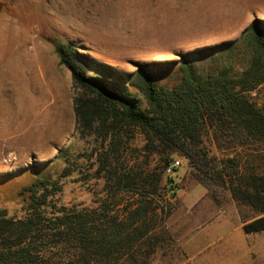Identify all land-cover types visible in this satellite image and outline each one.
I'll return each instance as SVG.
<instances>
[{"label": "rangeland", "instance_id": "374dc122", "mask_svg": "<svg viewBox=\"0 0 264 264\" xmlns=\"http://www.w3.org/2000/svg\"><path fill=\"white\" fill-rule=\"evenodd\" d=\"M254 20L264 27V0H0V208L21 216V192L38 171L59 181L58 189H51L58 204L97 206L106 196L98 158L114 146L113 154L127 166L161 164L158 155H148L138 130L112 138L98 132L96 123L92 130L79 128L74 98L81 91L60 63L56 43H74L123 75L142 63L159 84L170 87L187 53L198 73L230 63L240 69L245 53L235 55L230 47ZM110 79L128 85L117 74ZM252 96L264 105V85ZM203 143L216 159L234 153L218 148L210 134ZM173 158L181 163L170 175L161 172L157 197L160 206L171 208L162 215L169 240L150 264H264V230L252 235V259L241 261L240 226L255 213L239 206L218 181L207 189L187 158ZM122 197L118 208L131 200Z\"/></svg>", "mask_w": 264, "mask_h": 264}, {"label": "trees", "instance_id": "16d2710c", "mask_svg": "<svg viewBox=\"0 0 264 264\" xmlns=\"http://www.w3.org/2000/svg\"><path fill=\"white\" fill-rule=\"evenodd\" d=\"M234 45L232 53L235 48V55L245 53L240 69L230 63L198 73L187 53L169 87L142 63L123 75L79 52L74 43H56L60 63L81 91L74 98L79 128L92 130L96 123L98 132L112 138L138 130L148 155H158L161 164L127 166L113 154L116 146L110 148L98 158L106 196L94 207L58 204L51 189L57 190L59 181L38 171L21 192V216L0 208V264H150L169 240L162 215L167 217L171 208L160 206L157 197L161 172L174 154L191 162L207 189L218 181L239 206L255 213L243 220L245 233L264 230V105L252 96L264 85V27L252 21ZM90 69L96 72L88 74ZM112 74L126 78L128 85L111 80ZM209 134L218 148L233 155L209 156L203 143ZM68 172L66 166L62 175ZM122 195L131 200L118 208Z\"/></svg>", "mask_w": 264, "mask_h": 264}, {"label": "crops", "instance_id": "0c3cea01", "mask_svg": "<svg viewBox=\"0 0 264 264\" xmlns=\"http://www.w3.org/2000/svg\"><path fill=\"white\" fill-rule=\"evenodd\" d=\"M204 195V193H202V195L201 196H203ZM200 196V197H201ZM200 197H198L197 199H196V201L192 204V207L196 204V203H198L199 202V200H200ZM191 207V208H192ZM190 208V209H191ZM205 211H206V209H205ZM202 212H204V210H202ZM216 218H217V216H214V217H210L208 220H206L204 223H203V225L201 226V227H203L204 226V224H207V223H210V222H212V221H215L216 220ZM242 225H243V223L241 224V226H240V228L242 229ZM243 230V229H242ZM263 231V230H262ZM244 232V231H243ZM260 232V231H259ZM256 233H258V232H255V233H243V234H238V236H240V237H242L241 238V241L243 242L242 243V253L244 254V256L242 257V259H241V261L242 262H245L246 263V261L249 259V258H251V256H250V254L251 255H253V253L251 252V248H250V246H252V245H254V244H256V243H253V236L252 235H255ZM261 245V244H260ZM263 248V247H262ZM263 254H264V248H263ZM252 259V258H251ZM250 259V260H251Z\"/></svg>", "mask_w": 264, "mask_h": 264}, {"label": "built area", "instance_id": "2783aa9c", "mask_svg": "<svg viewBox=\"0 0 264 264\" xmlns=\"http://www.w3.org/2000/svg\"><path fill=\"white\" fill-rule=\"evenodd\" d=\"M181 163L180 158H174L170 161V163L165 167L164 172L167 175H170L173 173L174 169L178 167Z\"/></svg>", "mask_w": 264, "mask_h": 264}]
</instances>
